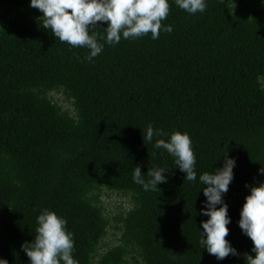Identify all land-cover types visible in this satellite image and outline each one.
I'll use <instances>...</instances> for the list:
<instances>
[{
  "label": "trees",
  "instance_id": "16d2710c",
  "mask_svg": "<svg viewBox=\"0 0 264 264\" xmlns=\"http://www.w3.org/2000/svg\"><path fill=\"white\" fill-rule=\"evenodd\" d=\"M29 5L0 0V259L29 264L21 245L47 208L67 220L78 264H246L255 253L238 224L245 185L264 181V2L207 0L205 12L190 15L169 0L162 24L171 33L105 43L91 62ZM150 125L189 134L196 182L144 143ZM226 151L236 159L223 197L226 239L238 255L217 260L199 243L208 219L199 176L222 167ZM136 165L145 176L168 168L167 182L144 191ZM112 194L138 207L110 214Z\"/></svg>",
  "mask_w": 264,
  "mask_h": 264
},
{
  "label": "clouds",
  "instance_id": "9594fccd",
  "mask_svg": "<svg viewBox=\"0 0 264 264\" xmlns=\"http://www.w3.org/2000/svg\"><path fill=\"white\" fill-rule=\"evenodd\" d=\"M181 10L190 15L203 13L207 0H174ZM264 2V0H262ZM30 7L38 9L42 16V27L51 30L52 35L60 42L71 47L88 49L85 60L91 62L104 49L105 43L117 45L121 39H138L151 34L153 40L159 39L161 31L172 32L171 25H163L169 12V0H30ZM106 23L102 33H96L99 24ZM91 33V34H90ZM99 41H104L100 43ZM168 135L163 129H154L151 125L143 130V141L153 144L155 149L166 150L173 158L174 165L185 173V180L197 181V158L193 150L192 140L187 132L175 131L167 139H155ZM222 167L214 172H204L199 176L206 197L205 207L201 213L208 217L202 221L199 243L217 260L231 255H238L237 249L226 239L229 233L228 205L224 195L234 179L236 159L223 153ZM168 168L154 167L148 169L146 176L141 167L136 165L133 171L134 183L142 186L144 191H156L158 185L167 182L165 175ZM264 175V166L259 169ZM250 193L240 211L238 221L242 232L253 241L252 252L245 254L246 264H264V181L254 185H245ZM160 190V189H159ZM121 198V197H119ZM119 210L113 214H121L122 210L130 212L137 202L132 198H121ZM219 205V207H217ZM138 207V205H137ZM35 237L21 247L29 257V264H78L74 259V234L67 228V220L55 211L47 208L39 210L36 217ZM0 262L7 261L0 259Z\"/></svg>",
  "mask_w": 264,
  "mask_h": 264
},
{
  "label": "rangeland",
  "instance_id": "374dc122",
  "mask_svg": "<svg viewBox=\"0 0 264 264\" xmlns=\"http://www.w3.org/2000/svg\"><path fill=\"white\" fill-rule=\"evenodd\" d=\"M58 98H59V101L64 106H69L68 101L63 99L61 96H59ZM104 198H106V203H107L106 208L110 214H113L119 210L120 204L122 203L123 199L116 197L114 194L107 196V197H104ZM112 241H113V237H112L111 232H110L106 238V243L109 245Z\"/></svg>",
  "mask_w": 264,
  "mask_h": 264
},
{
  "label": "bare ground",
  "instance_id": "6f19581e",
  "mask_svg": "<svg viewBox=\"0 0 264 264\" xmlns=\"http://www.w3.org/2000/svg\"><path fill=\"white\" fill-rule=\"evenodd\" d=\"M49 97V96H48Z\"/></svg>",
  "mask_w": 264,
  "mask_h": 264
}]
</instances>
